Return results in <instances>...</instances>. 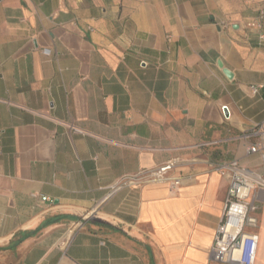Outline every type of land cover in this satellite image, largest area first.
I'll list each match as a JSON object with an SVG mask.
<instances>
[{
    "label": "crops",
    "instance_id": "crops-1",
    "mask_svg": "<svg viewBox=\"0 0 264 264\" xmlns=\"http://www.w3.org/2000/svg\"><path fill=\"white\" fill-rule=\"evenodd\" d=\"M260 10L0 0V264H219L230 180L212 166L264 175L246 151L264 145V40L247 27ZM174 160L181 187L116 189ZM257 204L264 264V189Z\"/></svg>",
    "mask_w": 264,
    "mask_h": 264
},
{
    "label": "built area",
    "instance_id": "built-area-1",
    "mask_svg": "<svg viewBox=\"0 0 264 264\" xmlns=\"http://www.w3.org/2000/svg\"><path fill=\"white\" fill-rule=\"evenodd\" d=\"M264 22V10H260L256 19L247 24L259 32V40H264L262 32ZM254 93L258 87H253ZM78 131V130H77ZM249 133L244 136L248 139ZM248 155L259 153L264 162V145H249L246 149ZM212 166V165H211ZM177 161H169L161 167L141 176L124 179L116 189L135 183H167L172 189L181 187L184 177L174 176ZM222 176L230 180V188L225 203L221 222L216 230L214 243L210 251V260L219 264H255L259 237L254 232L258 227L256 213L259 211L257 193L264 189V175L258 174L239 165L238 161H230L212 166ZM43 201H49L48 197H42ZM82 226L77 222L67 233L64 241L67 244L75 230Z\"/></svg>",
    "mask_w": 264,
    "mask_h": 264
},
{
    "label": "water",
    "instance_id": "water-1",
    "mask_svg": "<svg viewBox=\"0 0 264 264\" xmlns=\"http://www.w3.org/2000/svg\"><path fill=\"white\" fill-rule=\"evenodd\" d=\"M219 66H220L221 68H223V64H222L221 61L219 62ZM223 72H224V74H225L229 79L233 78V73H232L230 70L224 68V69H223Z\"/></svg>",
    "mask_w": 264,
    "mask_h": 264
}]
</instances>
